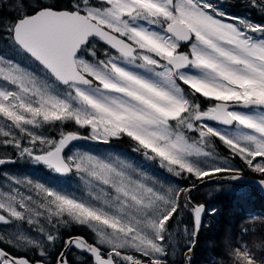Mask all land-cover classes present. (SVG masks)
I'll use <instances>...</instances> for the list:
<instances>
[{
	"label": "snow or ice",
	"instance_id": "1",
	"mask_svg": "<svg viewBox=\"0 0 264 264\" xmlns=\"http://www.w3.org/2000/svg\"><path fill=\"white\" fill-rule=\"evenodd\" d=\"M14 7L0 40L23 62L0 55V149L48 176L0 171V264H193L217 212L193 191L243 171L214 138L264 187V24L219 0ZM16 162L0 154V168ZM221 247L209 264H264V248L231 234Z\"/></svg>",
	"mask_w": 264,
	"mask_h": 264
},
{
	"label": "trees",
	"instance_id": "2",
	"mask_svg": "<svg viewBox=\"0 0 264 264\" xmlns=\"http://www.w3.org/2000/svg\"><path fill=\"white\" fill-rule=\"evenodd\" d=\"M25 2L27 3V0H25ZM55 2L60 6H64L69 0H55ZM16 3H18V0H0V19H15L17 16L14 7ZM229 3L235 11L244 5V9L247 10L246 12L252 13V17L255 15L257 20H264V13L259 9L250 7L248 5V0H230ZM3 42L7 43L6 41ZM112 145L119 147L124 151H130L127 141L113 142ZM219 149L221 152L230 155L224 146H220ZM1 152H3L1 154L6 153L11 156L13 154L11 149H1ZM15 158L19 163L24 161L22 164H18V166L22 165L25 168L32 167L27 160H20L17 157ZM233 159L245 168V171L243 172L253 174V172L243 165L238 158ZM43 173L46 174L45 176H48L46 170ZM180 180H182L183 184H188L192 181L191 178ZM247 185L248 188L246 189L254 190L235 191L233 189L234 187L231 186L232 189L222 188L220 191L213 193L215 189L208 188L210 185H203L206 187V189H203L205 191L203 192V195L200 196L197 194L198 190L193 191V197L197 202H204L206 210H211L213 208L217 210L215 216L205 215L203 218L205 226L200 231L198 243L193 256V263L196 262L199 257L200 260L196 264L199 262L200 264H209L213 259L219 261L224 258V250L221 247V242L225 233L231 234L234 240L242 239L250 246L255 245L264 248V242H262V238L264 239V193L254 188L253 185ZM199 186L202 187V185ZM185 222L188 224L189 228H191V219L187 214L185 215ZM253 234L255 240L252 238ZM256 236H259L261 242L258 241V237Z\"/></svg>",
	"mask_w": 264,
	"mask_h": 264
},
{
	"label": "rangeland",
	"instance_id": "3",
	"mask_svg": "<svg viewBox=\"0 0 264 264\" xmlns=\"http://www.w3.org/2000/svg\"><path fill=\"white\" fill-rule=\"evenodd\" d=\"M229 1L230 0H219V2L221 3V5H222V7H223V9L226 11V12H229V13H231V14H233V15H237V16H244V17H247V18H249L252 22H255V23H260V24H264V20H262V21H260V20H257L256 19V17H255V15H253L254 17H252V13L250 12V13H247L246 11L247 10H245L244 9V5L243 6H241L238 10H234L233 8H232V6H231V4L229 3ZM249 5V4H248ZM0 55H3V56H8V57H15L16 59H18V60H21L22 62H23V58L22 57H20V56H18L12 49H11V47L7 44V43H5V42H3V41H0ZM50 134H53V133H50ZM78 146L79 145H85L86 146V148H91L92 150H94V151H99V152H105V151H110V150H121L119 147H115V146H113V145H111V146H107V145H103V144H93V142H82V143H78L77 144ZM117 146V145H116ZM214 148H215V152H216V154H217V156L220 158V161L222 162L224 159H227L228 160V162L231 164V165H234V166H237V164H236V162H235V159H233L229 154H227V153H223V152H221L220 151V149H219V147H216L215 146V143H214ZM8 155V154H7ZM11 156V155H10ZM19 162V161H18ZM24 161H22V163H23ZM10 165V166H9ZM9 165H6V166H4L3 168H0V171H12V172H16V173H24V172H35L37 175H39V176H44V177H47V176H45V174L43 173V172H40V171H38L37 170V168H33V166L32 167H27V168H25V167H23L22 165H20V166H17V167H13V166H15V164H9ZM42 170H44L45 171V169H42ZM160 172V175H159V178L160 179H165V178H167V179H170V180H172V181H174V182H178L180 185L182 184V182L180 181V180H175L176 178H174V177H171L169 174H167V173H165V172H161V171H159ZM192 183V181L189 183V184H191ZM183 186H185L186 184H182ZM181 185V186H182ZM220 186V183H216V184H211L210 186H208V188H210V189H215V188H217V187H219ZM237 186H239V185H237ZM239 187H243V186H239ZM261 236V235H260ZM256 237H258L257 239H258V241L259 242H261V239L259 238V236H256ZM252 238H254V240H255V237H254V234L252 235ZM262 242H264V239L262 238ZM257 244H259V243H257ZM176 259H180V257H177ZM200 260V257L198 258V260L196 261V262H194L193 264H196L198 261ZM198 264H200V262L198 263Z\"/></svg>",
	"mask_w": 264,
	"mask_h": 264
},
{
	"label": "flooded vegetation",
	"instance_id": "4",
	"mask_svg": "<svg viewBox=\"0 0 264 264\" xmlns=\"http://www.w3.org/2000/svg\"><path fill=\"white\" fill-rule=\"evenodd\" d=\"M203 106H206V105H203ZM214 143H215V146L216 147H220V146H223L222 145V143H220L219 141H218V139H215L214 138ZM4 152H6V151H4ZM1 153H3V152H1V149H0V154ZM223 153H225V152H223ZM12 156H13V158L14 159H16L15 158V156H14V154H12ZM236 162V164H237V166L236 167H238V168H242L243 169V171H245V168L242 166V165H240V163L239 162H237V161H235ZM17 164H22V163H19L18 161L15 163V166L14 167H16V165ZM43 168L42 167H40V168H37V170L38 171H40V172H43L44 170H42ZM242 171V172H243ZM244 173H246V172H244ZM248 174V173H247ZM252 175H256V176H259V174L258 173H254L253 172V174ZM260 177V176H259ZM175 180H177V179H175ZM182 181V180H181ZM219 181V182H218ZM216 183H220V186L219 187H217V188H215V191L213 192V193H215V192H217V191H220L222 188H225V189H227V188H229V189H232L231 188V186L232 187H234L233 189L235 190V191H249V190H254V189H246V188H248V183H245V182H241V181H227V180H217L216 182H213V183H210V184H205L206 186H208V185H211V184H216ZM183 184V183H182ZM181 184V185H182ZM186 185H189V183L188 184H186ZM185 185V186H186ZM237 185H239V186H243V187H239V186H237ZM183 186V185H182ZM254 186V188H256L257 190H259V191H261V192H263L264 193V187H258V186H255V185H253ZM203 189H206V187L205 186H203L202 185V187L201 186H199L198 188H197V190H198V193L197 194H199L200 196L201 195H203V192H205ZM77 232H85V230H83V229H77L76 230ZM85 234H87V233H85ZM89 238H91V237H89Z\"/></svg>",
	"mask_w": 264,
	"mask_h": 264
},
{
	"label": "water",
	"instance_id": "5",
	"mask_svg": "<svg viewBox=\"0 0 264 264\" xmlns=\"http://www.w3.org/2000/svg\"><path fill=\"white\" fill-rule=\"evenodd\" d=\"M240 175H241V177L238 179H230L227 174H218V175L212 177L211 180H206L204 183L214 182V181H217L219 179H224V180L242 181V182H246L248 184H252V185H255L258 187H262L259 184V179H260L259 176H255V175L247 174V173H243V172H241ZM200 185H202V184H200ZM198 203L204 204L203 202H198Z\"/></svg>",
	"mask_w": 264,
	"mask_h": 264
},
{
	"label": "bare ground",
	"instance_id": "6",
	"mask_svg": "<svg viewBox=\"0 0 264 264\" xmlns=\"http://www.w3.org/2000/svg\"><path fill=\"white\" fill-rule=\"evenodd\" d=\"M214 182H216V181H214ZM210 183H213V182L204 183V184H202V185H205V184H210ZM198 187H199V186H198Z\"/></svg>",
	"mask_w": 264,
	"mask_h": 264
}]
</instances>
